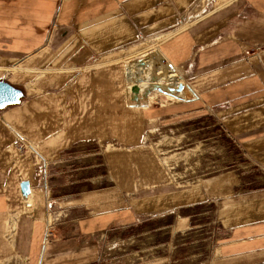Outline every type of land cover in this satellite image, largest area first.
<instances>
[{
	"label": "crops",
	"instance_id": "obj_1",
	"mask_svg": "<svg viewBox=\"0 0 264 264\" xmlns=\"http://www.w3.org/2000/svg\"><path fill=\"white\" fill-rule=\"evenodd\" d=\"M143 45L152 49L147 63L172 72L170 82L191 100H134L125 58ZM0 79L25 94L0 110V264H112L91 235L139 216L133 204L125 208L124 192L136 205L144 198L132 182L131 192L101 187L52 197L70 223L44 244L46 207L25 208L41 183L38 166L13 148L17 135L50 163L82 142L131 149L147 144L154 128L208 115L264 174V0H0ZM163 187L150 192L160 204L146 215L184 199L183 189ZM209 189L189 199L210 200L216 189ZM219 211L208 264H264V189L227 195Z\"/></svg>",
	"mask_w": 264,
	"mask_h": 264
},
{
	"label": "rangeland",
	"instance_id": "obj_2",
	"mask_svg": "<svg viewBox=\"0 0 264 264\" xmlns=\"http://www.w3.org/2000/svg\"><path fill=\"white\" fill-rule=\"evenodd\" d=\"M140 48L143 50L125 58L129 85L137 84L140 95L147 96L145 99L151 103L170 98L152 87L155 83L166 90L176 89L170 82L173 73L147 63L146 57L152 49L146 50L145 45ZM135 56L138 60L132 59ZM173 125L154 128L145 145L126 149L110 142L87 141L66 149L59 159L50 163L26 138L15 136L13 148H21L22 155L42 168L36 169L41 183L34 186V194L30 202H25V208L32 210L36 204L45 206L44 234L48 229L55 237L57 225L70 223V213L61 204H50V198L56 201L76 198L101 187L131 192L126 183L132 182L137 190L133 191L134 196L144 198L136 205L124 192L123 198L130 199L124 206L130 209V203L133 204L139 216L123 217L103 232L91 235L93 240L100 241L98 249L109 260L106 263L113 264L115 259V264H208L225 197L264 189V174L250 163L212 117L202 115L181 127ZM45 163L47 166L43 167ZM231 184L235 186L226 194V187ZM162 187L165 191L183 189L184 199L169 212L146 215L147 209L160 204V201L153 203L154 195L150 192ZM210 187L212 191L216 189V196L210 200L189 199L200 191L205 196ZM155 196L159 198L161 191Z\"/></svg>",
	"mask_w": 264,
	"mask_h": 264
},
{
	"label": "water",
	"instance_id": "obj_3",
	"mask_svg": "<svg viewBox=\"0 0 264 264\" xmlns=\"http://www.w3.org/2000/svg\"><path fill=\"white\" fill-rule=\"evenodd\" d=\"M152 89L157 92L167 93L168 95L175 97L177 100H191L193 98V95L185 91L182 85H179L174 90H166L160 85L154 83ZM130 93L131 96L134 97V100H137L140 94L139 86L137 84L133 85L130 88ZM24 95L22 87L13 85L5 79H0V110L7 106L18 104ZM20 187L23 196L28 197L31 194L30 182L28 180L21 182Z\"/></svg>",
	"mask_w": 264,
	"mask_h": 264
},
{
	"label": "built area",
	"instance_id": "obj_4",
	"mask_svg": "<svg viewBox=\"0 0 264 264\" xmlns=\"http://www.w3.org/2000/svg\"><path fill=\"white\" fill-rule=\"evenodd\" d=\"M130 95H131V93H130ZM129 102L132 103L131 96L129 98ZM20 150H21V148L18 149L19 152H20ZM39 169L41 170L42 168H39ZM52 237H53V232L47 229V231L45 232V235H44V243L46 244L47 242H49L52 239Z\"/></svg>",
	"mask_w": 264,
	"mask_h": 264
}]
</instances>
